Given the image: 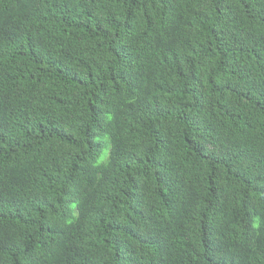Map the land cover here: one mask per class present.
<instances>
[{
    "label": "trees",
    "instance_id": "trees-1",
    "mask_svg": "<svg viewBox=\"0 0 264 264\" xmlns=\"http://www.w3.org/2000/svg\"><path fill=\"white\" fill-rule=\"evenodd\" d=\"M0 264H264V0H0Z\"/></svg>",
    "mask_w": 264,
    "mask_h": 264
}]
</instances>
